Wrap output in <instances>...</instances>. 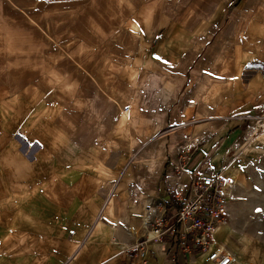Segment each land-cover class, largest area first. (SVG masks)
I'll return each mask as SVG.
<instances>
[{
	"label": "rangeland",
	"instance_id": "obj_1",
	"mask_svg": "<svg viewBox=\"0 0 264 264\" xmlns=\"http://www.w3.org/2000/svg\"><path fill=\"white\" fill-rule=\"evenodd\" d=\"M216 1L0 0V264H68L77 254L73 248L82 246L87 228L93 226L109 182L100 178L101 171L83 170L78 153L84 144L93 151L104 149L101 158L106 169L125 160L126 154L120 153L128 143L122 131L114 133L123 125L120 116L112 121L102 113L107 99L94 88L93 79L106 92L120 95L123 102L117 103L122 109L132 101L136 104L139 126L146 119V105L152 109L154 136L133 138L138 146L146 143L144 151L134 145L133 163L142 169L152 163L148 151L158 140L159 104L164 101L157 69L176 66L180 60L156 59L162 53L161 44L156 39L151 44L142 42L133 20L139 18L143 24V18L151 19V9L162 3L183 4L188 21L176 28L173 51H201L187 60L208 71L197 83L203 90L222 86L216 70L224 60H212V64L210 54L216 44L201 47L200 28L195 27L196 19L207 15ZM205 29L207 35L210 28ZM226 45L218 43L217 48L224 50ZM128 83L132 93L125 89ZM222 120L242 129L238 138L220 150L222 167L232 168L226 225L234 228L239 243L249 246L247 258L257 260L258 244L264 245V107L236 111ZM181 134L170 137L171 154L174 144H181ZM102 174L116 178V174ZM151 184L127 188V194L151 200ZM137 206L142 214L136 215L139 223L131 225L135 239L129 245L151 227H144L148 218L144 203ZM117 210L118 217L131 212L127 203ZM111 215L113 227L117 216ZM225 238L223 231L221 242L230 249ZM199 255L189 254L187 260L195 261Z\"/></svg>",
	"mask_w": 264,
	"mask_h": 264
},
{
	"label": "crops",
	"instance_id": "obj_2",
	"mask_svg": "<svg viewBox=\"0 0 264 264\" xmlns=\"http://www.w3.org/2000/svg\"><path fill=\"white\" fill-rule=\"evenodd\" d=\"M234 1H216L213 7H209V13L201 14L199 21L196 19L195 22V27L200 28L198 33L202 38L201 47L207 42H213L216 44L215 49H218V43H227L224 50L213 48L210 54L212 64V60H224L221 67L216 70L219 80L224 81L222 86L217 88L212 86L203 90L200 83H197V80L208 74V71L201 69L197 62L194 61V65H191V62L187 61L197 58L196 52L198 51L185 48L173 51L171 44H173L174 36L177 35L176 28L186 26L188 21L186 8L183 4L175 6L168 2L167 4L162 3L159 8L158 6L152 8L151 19L143 18L142 20L144 26L139 18L136 21L133 20V26L136 23L139 27L138 32H140V37H143L142 42L151 44L156 39V43L161 44L162 53L157 57L165 60L174 58L180 60L176 66H163L157 69L159 70L157 74L162 75L160 93L164 101L159 104L161 116L158 121L160 124L158 140L154 147L148 151L152 160L149 167L142 169L141 164L133 163L134 145L137 150L140 147L143 151L146 149L145 142L138 146L133 142V138L148 140L154 136L152 109L148 104L146 105V119L139 126L136 123V104L134 105L132 101L129 104V113H125L117 103L123 102L120 95L106 92L100 83L92 77L94 88L107 99H104L102 113L110 116L112 121L115 120L116 115L120 116V122L123 125L117 126L114 133L122 131L123 137L128 139V143L124 146L125 150L123 149L120 153L126 154L125 160L106 169L102 168L105 166L102 164L104 159L101 158L106 154L104 149L95 148L93 151L89 145L84 144L78 153L82 159L83 170L93 171L90 169L91 167L98 170L97 172L101 171L99 175L102 177H96L109 182L106 186L110 188L107 194L101 198L93 226L86 230L87 237L84 239V243L79 249L73 248V252L77 251V254L68 264H138L137 260L122 256V251L135 239V231L131 225L134 226L138 222L136 215L141 216L142 214V208L137 206V203H144L145 200L141 195L135 196L134 199L133 196L127 194V188H142L150 185L151 179L153 186L151 196L168 201L172 198L169 193L170 186L188 190L193 176H203L222 168L224 175L230 179L232 168L222 167L220 150L224 145L227 146L238 138L242 129L236 127V124H230V121L222 119L236 111H249L264 107V2L260 0L257 2L243 0L239 3L237 0ZM206 27L210 28L207 35H205ZM197 37L196 35L194 38ZM186 39L183 38L184 43L187 42ZM193 41H197V39ZM229 41L232 43L231 46L228 45ZM156 49L157 47H154L153 50ZM146 51L150 52L151 50L147 48ZM212 69L210 67L209 71ZM164 76L167 77L164 78ZM131 87L132 85L129 83L125 86L128 93H132ZM107 94L112 97L117 96L119 99L113 98L114 101H112L107 97ZM140 132L142 134H139ZM178 132L182 133L179 135L182 142L174 144L175 149L171 154L170 150L173 147L170 149V137L176 136L177 138ZM188 139L195 141L194 146L190 149H187ZM97 155L99 160L95 157ZM170 155H172L171 158H169ZM175 166H182L183 171L178 173ZM103 172L111 173V176L116 174L114 175L116 178L107 177L108 174H102ZM152 173H154L153 178H149L148 175L151 176ZM121 203H127L128 209L131 210L129 216L118 217L120 210L117 209ZM107 209H109L108 212H106ZM113 213L117 217H115V225L112 227L110 220H112L111 214ZM97 219L99 222L95 224ZM226 224L216 229L215 239L225 246V243L221 242L220 236L223 231L227 232V240L226 238L225 240L230 242L231 248L226 246L225 248L232 253L234 258L230 264H238V262L240 264H256V262L264 264V245L258 244L257 260L248 259L246 252L249 246L239 243L234 228ZM179 232L180 226L177 225V234L175 235L177 240ZM173 252L175 256L172 258V255L165 251L162 242H150L146 264H216L208 259L206 253H200L195 261L189 262L188 254L179 249L177 242Z\"/></svg>",
	"mask_w": 264,
	"mask_h": 264
},
{
	"label": "built area",
	"instance_id": "obj_3",
	"mask_svg": "<svg viewBox=\"0 0 264 264\" xmlns=\"http://www.w3.org/2000/svg\"><path fill=\"white\" fill-rule=\"evenodd\" d=\"M129 108V104L124 105L123 111L127 113ZM188 143L187 149H190L195 141L188 139ZM175 169L178 173L183 171L182 166H175ZM230 186L231 180L219 168L203 176H193L188 190L170 186L172 198L168 201L159 198L145 200L148 218L144 227H151L143 238L125 246L122 256L146 264L148 244L155 241L162 242L165 251L173 258L177 242L185 254L206 253L216 264H230L233 255L215 239L216 229L227 222ZM177 225L180 226L178 240L175 239Z\"/></svg>",
	"mask_w": 264,
	"mask_h": 264
},
{
	"label": "snow or ice",
	"instance_id": "obj_4",
	"mask_svg": "<svg viewBox=\"0 0 264 264\" xmlns=\"http://www.w3.org/2000/svg\"><path fill=\"white\" fill-rule=\"evenodd\" d=\"M156 59H160V57H156ZM165 63H168L167 61H165Z\"/></svg>",
	"mask_w": 264,
	"mask_h": 264
},
{
	"label": "bare ground",
	"instance_id": "obj_5",
	"mask_svg": "<svg viewBox=\"0 0 264 264\" xmlns=\"http://www.w3.org/2000/svg\"><path fill=\"white\" fill-rule=\"evenodd\" d=\"M222 227V226H221ZM220 228V227H219Z\"/></svg>",
	"mask_w": 264,
	"mask_h": 264
}]
</instances>
